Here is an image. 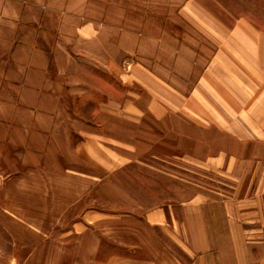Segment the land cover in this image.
<instances>
[{
	"label": "rangeland",
	"instance_id": "rangeland-1",
	"mask_svg": "<svg viewBox=\"0 0 264 264\" xmlns=\"http://www.w3.org/2000/svg\"><path fill=\"white\" fill-rule=\"evenodd\" d=\"M246 13L264 30V0H0V264H264V162L203 161Z\"/></svg>",
	"mask_w": 264,
	"mask_h": 264
},
{
	"label": "crops",
	"instance_id": "crops-1",
	"mask_svg": "<svg viewBox=\"0 0 264 264\" xmlns=\"http://www.w3.org/2000/svg\"><path fill=\"white\" fill-rule=\"evenodd\" d=\"M250 15H239L242 19L237 20L232 29L237 34L242 33L244 40L235 41L234 47L231 42H225V48L210 59L203 75V89L213 90L219 98V104L201 111L203 137L213 140L208 145L209 153L203 158L209 167L214 166L215 161L222 163L221 154L237 160L264 162V30L247 19ZM211 112L217 114L212 116ZM212 145H217V149ZM246 145L253 146V155L237 156L236 147ZM230 156L228 158L232 159ZM258 191L264 193V185Z\"/></svg>",
	"mask_w": 264,
	"mask_h": 264
}]
</instances>
